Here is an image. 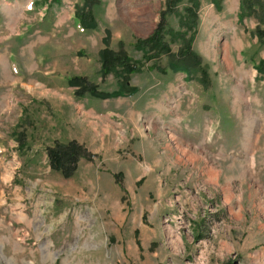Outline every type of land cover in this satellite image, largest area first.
Wrapping results in <instances>:
<instances>
[{"label": "rangeland", "instance_id": "obj_1", "mask_svg": "<svg viewBox=\"0 0 264 264\" xmlns=\"http://www.w3.org/2000/svg\"><path fill=\"white\" fill-rule=\"evenodd\" d=\"M165 2L0 0V264H264V24L200 0L187 75L136 47ZM106 47L141 64L135 94L69 84L117 93ZM72 141L66 178L47 150Z\"/></svg>", "mask_w": 264, "mask_h": 264}, {"label": "trees", "instance_id": "obj_2", "mask_svg": "<svg viewBox=\"0 0 264 264\" xmlns=\"http://www.w3.org/2000/svg\"><path fill=\"white\" fill-rule=\"evenodd\" d=\"M92 1L94 2L95 0ZM210 2L221 10L224 0H210ZM86 6L89 10V3ZM200 6V0H166L164 9L161 12L159 25L152 36L146 40L140 39L137 41L136 47L144 53V58L149 60L159 57L161 54H168L171 59L170 66L175 72H185L190 75L192 71H199L202 62L193 51V43L197 34ZM169 16L178 18L180 29L176 30L171 27L168 22ZM246 17L255 18L264 24V0H241L240 19ZM78 20L84 29L95 28L97 24L91 10L87 13H82L81 16L78 14ZM256 34L261 44L264 45V29L257 28ZM166 36H169L173 43L179 42L177 53H172L171 44L166 41ZM108 41L106 39V43ZM101 62L103 77L113 74L123 78L117 93H97L95 87L89 88L84 78L72 79L69 84L79 87V90L90 91L91 94L100 98L133 95L138 91L129 85V81L133 74L141 71V64L134 62L126 52H116L106 47L101 51ZM257 69L264 74V60L260 62ZM203 73L205 75L204 78H207V74ZM82 91H78V93L81 94ZM47 154L51 168L62 173L66 178H70L78 168L79 161L86 152L78 143L72 141L68 145L57 144L49 148Z\"/></svg>", "mask_w": 264, "mask_h": 264}, {"label": "crops", "instance_id": "obj_3", "mask_svg": "<svg viewBox=\"0 0 264 264\" xmlns=\"http://www.w3.org/2000/svg\"><path fill=\"white\" fill-rule=\"evenodd\" d=\"M228 157H229V155H228ZM225 158H227V154L225 155ZM225 158H223V160H224V162H226V160H225ZM229 158H231V155H230V157ZM231 164V163H230ZM216 167V170H218V172H219V177H218V179L220 178V174H222V172H221V170H219L218 169V167L217 166H215ZM227 168H231L230 166L229 167H227ZM231 171H232V169H230ZM226 171V170H225Z\"/></svg>", "mask_w": 264, "mask_h": 264}, {"label": "bare ground", "instance_id": "obj_4", "mask_svg": "<svg viewBox=\"0 0 264 264\" xmlns=\"http://www.w3.org/2000/svg\"><path fill=\"white\" fill-rule=\"evenodd\" d=\"M218 174H219V172H218Z\"/></svg>", "mask_w": 264, "mask_h": 264}]
</instances>
